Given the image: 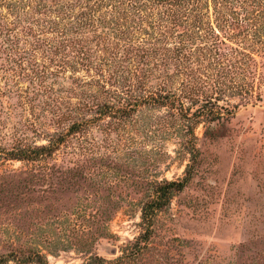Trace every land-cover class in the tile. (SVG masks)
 Instances as JSON below:
<instances>
[{
    "label": "rangeland",
    "instance_id": "rangeland-1",
    "mask_svg": "<svg viewBox=\"0 0 264 264\" xmlns=\"http://www.w3.org/2000/svg\"><path fill=\"white\" fill-rule=\"evenodd\" d=\"M139 1L141 11L152 7ZM79 2L85 0H0V255L39 248L50 264H83L95 254L116 260L142 233L141 209L154 182L182 180L193 165L192 179L159 214L160 250L178 264H264V0L206 2V19L222 44L210 56L196 50L198 58L186 66L203 74L205 88L196 83L182 96L191 115L203 104L200 95L217 97L223 111L216 122L144 104L121 118L125 98L109 99L91 86V73L65 72L64 60L73 57L66 43L79 36ZM104 2L98 32L122 46L108 60L128 66L124 41L112 34L113 23L104 25L124 7ZM187 23L196 25L192 16ZM149 25L136 27L135 45L157 38ZM200 46L196 39L188 45ZM149 65L147 85L155 89L163 67L155 72L156 61ZM167 72L175 73L174 91L191 80L177 76L175 65ZM98 96L114 115L82 125L51 156L9 159L17 149L32 151L48 145L50 134L67 132L72 121L59 128L58 115Z\"/></svg>",
    "mask_w": 264,
    "mask_h": 264
},
{
    "label": "trees",
    "instance_id": "trees-1",
    "mask_svg": "<svg viewBox=\"0 0 264 264\" xmlns=\"http://www.w3.org/2000/svg\"><path fill=\"white\" fill-rule=\"evenodd\" d=\"M104 1L106 0H85L83 4L79 2L81 4L80 12L74 22L77 24V34L79 36L74 41L66 43L68 44L65 46L66 48L72 47L73 57L69 60H64L62 65L63 70L65 72L79 73L81 69L87 74L91 73V76L87 75L90 78L91 86L97 87L109 99L115 96L117 98L120 97L119 99L125 98L127 109H118V112L124 114L120 116L121 118L129 116L131 109L134 107L144 104L166 108L171 111L181 110L182 116L187 119L190 114L189 120H193L195 116L202 117L205 115L210 117V122L222 120L221 114L223 108L219 106V99L217 97L214 99V97L208 94L206 97L200 95L203 104L191 115L190 111L192 108L185 107L183 100L186 96H182L187 87L193 89L196 83H200L201 87L205 88L203 74L197 69L190 70L191 67L186 66V63L193 66V60L198 58L195 55L196 50L200 52L201 56H210L212 53L217 52L219 45L222 44L219 35L213 27V23H208L206 19L205 5L208 0H147L152 5L148 12L139 9L145 6V3H141L139 0H117L120 6L124 7L123 11L120 14L118 12V17L114 16L112 20L105 21L104 25L113 23L114 26L112 28L117 33L113 32L112 34L124 41L123 45L125 46L123 47H125V53L127 56H130L129 65H126L127 67L120 65L115 59L108 60L109 56L117 54L122 46L118 42L111 40L109 34L98 32V22L101 23L104 20L103 16H98L104 7ZM161 7H165V11H161ZM132 9L137 10V12H143V17L130 11ZM191 16L196 25H187V21L191 19ZM157 17L163 22L154 21ZM165 18L173 21V24L168 26L167 23H164L167 22ZM204 20H207L208 25H206V22L204 23ZM125 22L129 24H125ZM143 22H150L149 26L157 31V35L159 36L149 44L150 46L144 47L135 45L134 43L136 39L138 40L140 34V28L137 29L136 27L140 26ZM183 23L185 26L182 25ZM121 25L124 29H122ZM126 25L128 26L127 30L125 28ZM204 25L208 30L205 34L202 33L205 31ZM181 26L184 28L183 31H174V28L177 29ZM189 27H191V30ZM193 39L200 40L201 42V46L195 50L188 47ZM204 40H206V44L203 43ZM100 54H104V56H100ZM152 61H156L155 72H159V67H163V74L157 77L160 81L156 83L157 88L155 89L149 88L147 85L150 79L148 75L151 74L149 64ZM146 65H149V68L145 69ZM171 65H175L177 76L180 75L183 78L184 76L191 77V80L184 79L183 83H186L184 87L181 84V89H176V91H180V95L172 88V80L175 78V73L169 75L167 72ZM232 68L231 66L229 69ZM196 76H201L198 82L193 81V78ZM207 85H209L208 82ZM138 88H141L143 91H140ZM196 100H194L195 103H197ZM91 101L90 103H79L75 107L69 106L71 108H68L67 112L58 115L56 124H58L59 128L63 127L62 123L67 122V120L72 121L67 132L64 129L62 132L50 134L48 145L36 147L32 151L29 148L17 149L9 154V159L29 162L36 161L41 156H51L66 141L68 136L82 133L84 131L81 130L82 125L85 126L94 120H102L115 114L111 111V109L114 110L113 106H110L106 101H101L99 96L92 97ZM74 110L79 113L74 115L72 112ZM90 112L96 113L94 118L86 119V116H82L84 113ZM192 172L193 165H190L187 167L186 176L182 180L154 182L152 192L147 195V200L141 209L142 233L135 241L129 243L123 249L121 257L110 261L95 254L91 255L83 264H178L176 258L169 255L167 250L165 252L160 250L158 246L162 242L161 234H159V214L169 207L176 192L184 190L187 183L193 177ZM10 263L50 264L45 253L39 248H28L26 250L15 248L9 254L0 255V264Z\"/></svg>",
    "mask_w": 264,
    "mask_h": 264
}]
</instances>
